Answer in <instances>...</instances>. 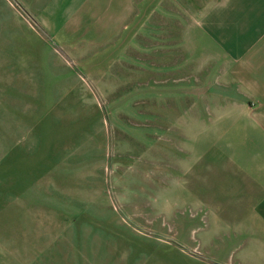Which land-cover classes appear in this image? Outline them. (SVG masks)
<instances>
[{"label": "rangeland", "instance_id": "1", "mask_svg": "<svg viewBox=\"0 0 264 264\" xmlns=\"http://www.w3.org/2000/svg\"><path fill=\"white\" fill-rule=\"evenodd\" d=\"M212 1L78 62L0 0V264H264V89L203 33Z\"/></svg>", "mask_w": 264, "mask_h": 264}, {"label": "crops", "instance_id": "2", "mask_svg": "<svg viewBox=\"0 0 264 264\" xmlns=\"http://www.w3.org/2000/svg\"><path fill=\"white\" fill-rule=\"evenodd\" d=\"M157 1L160 4L161 0H25V7L52 45L79 62L121 52L124 40L134 37L154 14ZM208 5L216 6L217 12L204 15L203 33L233 56L242 69L241 79L264 89V0H216ZM249 162L250 180L243 189L260 204L255 219L263 224L258 211L264 215V170L257 171L264 159Z\"/></svg>", "mask_w": 264, "mask_h": 264}]
</instances>
